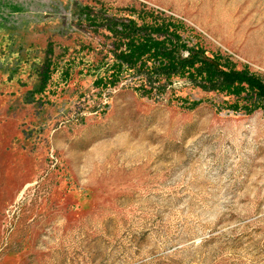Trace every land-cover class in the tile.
I'll return each mask as SVG.
<instances>
[{"label": "rangeland", "instance_id": "obj_1", "mask_svg": "<svg viewBox=\"0 0 264 264\" xmlns=\"http://www.w3.org/2000/svg\"><path fill=\"white\" fill-rule=\"evenodd\" d=\"M130 18L264 82V0H0V264H264V109L109 84Z\"/></svg>", "mask_w": 264, "mask_h": 264}, {"label": "trees", "instance_id": "obj_2", "mask_svg": "<svg viewBox=\"0 0 264 264\" xmlns=\"http://www.w3.org/2000/svg\"><path fill=\"white\" fill-rule=\"evenodd\" d=\"M183 23L166 19H154L142 25L135 19L115 24V63L112 72L105 77L109 84L116 85L122 76V68L134 70L142 77V86L150 91L164 90L166 82L173 77H187L203 85L222 82V88L232 93L249 91L254 108L264 109V82L258 76L246 72H226L218 69L216 60L207 57L203 50L189 47L182 36ZM119 51V52H118ZM221 77V79H219Z\"/></svg>", "mask_w": 264, "mask_h": 264}]
</instances>
